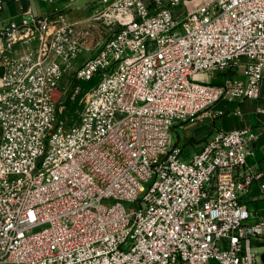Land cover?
Here are the masks:
<instances>
[{
	"label": "built area",
	"instance_id": "2783aa9c",
	"mask_svg": "<svg viewBox=\"0 0 264 264\" xmlns=\"http://www.w3.org/2000/svg\"><path fill=\"white\" fill-rule=\"evenodd\" d=\"M9 1L0 264H264V215L246 200L264 120L191 154L174 138L219 102L264 115V0H91L83 26L64 11L79 0L41 15L0 0V13ZM69 72L95 81L71 123L56 97Z\"/></svg>",
	"mask_w": 264,
	"mask_h": 264
},
{
	"label": "crops",
	"instance_id": "0c3cea01",
	"mask_svg": "<svg viewBox=\"0 0 264 264\" xmlns=\"http://www.w3.org/2000/svg\"><path fill=\"white\" fill-rule=\"evenodd\" d=\"M55 1L56 0L48 2L53 3ZM21 2L26 4L28 0H22ZM29 3L31 4V0H29ZM6 4L9 11L12 5L17 7L15 2L9 1ZM54 9H51L50 11H53ZM2 27L3 25L0 26V28ZM256 105L257 101L250 99L234 103L219 102L204 113L198 120L189 122L184 126L183 135H185V138L183 139L197 140V148L194 149L197 150L204 143L205 139L218 129L238 128L248 124L261 125L264 120V115L256 113ZM221 117H224L225 123L227 122L229 127L221 126ZM185 143V141H182V143L179 144L184 145ZM248 163L253 171L261 173L260 182L264 181V132L260 136L259 145L255 155L248 160ZM260 182H256L251 187L246 195V200L255 213L264 215V190L260 187ZM254 246L259 252L261 261L264 262V237L256 239L254 241Z\"/></svg>",
	"mask_w": 264,
	"mask_h": 264
},
{
	"label": "rangeland",
	"instance_id": "374dc122",
	"mask_svg": "<svg viewBox=\"0 0 264 264\" xmlns=\"http://www.w3.org/2000/svg\"><path fill=\"white\" fill-rule=\"evenodd\" d=\"M67 0L61 1L56 0L53 3L48 2V0H31V4L33 6L34 12L36 14H44L51 9H63L67 5ZM181 7V6H179ZM18 8L13 6L11 7L10 11L7 8V4L5 6V11L0 13V26L4 25L3 19L13 16L18 13ZM93 9V3L91 0H79L76 4L73 6H70L69 8H65L64 11L67 13L69 17L72 19L80 20L81 25L83 26V23L86 22V19L89 18V16L92 14ZM178 9V7H177ZM102 24H95V27L97 28V32L100 33V29ZM94 53V50L91 52ZM89 53L85 52L82 54V56L77 61V64L82 63L85 58L88 56ZM234 72L232 70L228 71V73ZM220 76V75H219ZM81 84V90L80 92H76V86L78 84ZM95 83V81H79L74 78L73 74L71 72L64 75L60 89L56 93V97H59L61 95V98L59 100V106H60V117L64 119L67 123H71L74 120H77L80 114V111L82 110V107L84 105V99L86 96V92L88 91L89 87L92 86ZM221 126L223 127H229L227 122L225 123L224 117H221ZM189 122H184L181 125H178L174 129V138L176 142L182 143V141H185L186 143L184 146L185 153H192L195 148H197V140L195 139H183L185 138V135H183L184 132V126L187 125Z\"/></svg>",
	"mask_w": 264,
	"mask_h": 264
}]
</instances>
